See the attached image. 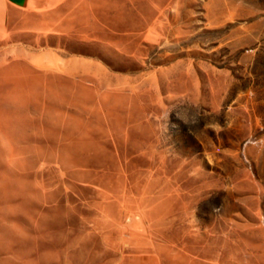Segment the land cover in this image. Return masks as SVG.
<instances>
[{"label": "rangeland", "instance_id": "374dc122", "mask_svg": "<svg viewBox=\"0 0 264 264\" xmlns=\"http://www.w3.org/2000/svg\"><path fill=\"white\" fill-rule=\"evenodd\" d=\"M0 79V264H264V0L19 10Z\"/></svg>", "mask_w": 264, "mask_h": 264}, {"label": "crops", "instance_id": "0c3cea01", "mask_svg": "<svg viewBox=\"0 0 264 264\" xmlns=\"http://www.w3.org/2000/svg\"><path fill=\"white\" fill-rule=\"evenodd\" d=\"M61 0H0V42L8 26L14 21L19 10L44 9L57 5Z\"/></svg>", "mask_w": 264, "mask_h": 264}, {"label": "bare ground", "instance_id": "6f19581e", "mask_svg": "<svg viewBox=\"0 0 264 264\" xmlns=\"http://www.w3.org/2000/svg\"><path fill=\"white\" fill-rule=\"evenodd\" d=\"M46 54V53H45ZM48 55V54H47ZM44 64V63H43ZM2 82H3V79H0V91L3 89L2 87H1V84H2ZM8 85H9V87H12V86H10L11 85V83H8ZM6 92H9V91H6ZM8 98H9V95L8 94H3L2 96H1V98H0V103H5V102H7V100H8ZM38 187H39V185H38Z\"/></svg>", "mask_w": 264, "mask_h": 264}]
</instances>
